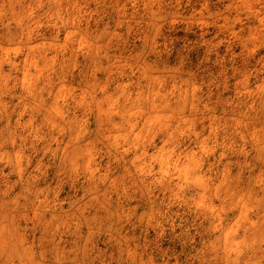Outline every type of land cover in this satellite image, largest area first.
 Listing matches in <instances>:
<instances>
[{
	"label": "rangeland",
	"instance_id": "374dc122",
	"mask_svg": "<svg viewBox=\"0 0 264 264\" xmlns=\"http://www.w3.org/2000/svg\"><path fill=\"white\" fill-rule=\"evenodd\" d=\"M0 264H264V0H0Z\"/></svg>",
	"mask_w": 264,
	"mask_h": 264
}]
</instances>
